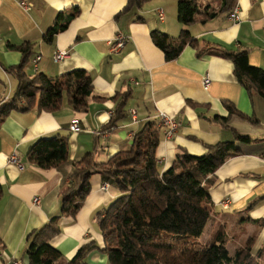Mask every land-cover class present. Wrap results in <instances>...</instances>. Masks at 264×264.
<instances>
[{
    "label": "crops",
    "instance_id": "1",
    "mask_svg": "<svg viewBox=\"0 0 264 264\" xmlns=\"http://www.w3.org/2000/svg\"><path fill=\"white\" fill-rule=\"evenodd\" d=\"M128 2L0 0V103L17 89L18 81L8 68L20 64L23 53L12 46L27 41L32 43L25 64L27 74L42 72L55 77L84 69L92 77L95 94L84 112L74 110L64 97L58 110H14L0 122V264H30V234L61 211L67 181L62 171L43 170L29 162L27 152L36 139L66 137L72 160L80 161L93 152L94 160L103 162L130 147L134 134L150 122L160 128V170L171 166L181 149L204 154L207 145L233 140L235 133L256 139L237 142L238 153L213 174V214L205 242L225 224L228 246L250 242L253 253L264 247V97L249 92L238 81L231 59L211 53L200 56L197 48L187 45L177 58L167 60L151 36L153 30H160L175 42L187 28L198 40L199 49L204 45L208 51L247 49L250 63L264 69V0H237V21L223 13L189 26L178 20L177 0H148L141 8L124 11ZM60 13L64 18L59 25H67L50 39L48 31ZM119 34L126 41L113 50L110 41ZM58 49L67 50L68 55L55 61ZM207 75L210 84L205 86ZM227 101L240 113L230 115L224 105ZM122 104L126 116L115 129L104 130ZM160 111L180 123L171 137L166 126H158ZM216 115H230L228 124L214 119ZM74 120L80 123L78 131L71 130ZM13 154L21 159L23 168L10 161ZM104 183L100 175L92 176L90 193L78 214L61 219V230L51 243L64 260L90 242L104 246L98 213L120 194L113 185L104 188ZM84 264L110 263L106 253L94 249Z\"/></svg>",
    "mask_w": 264,
    "mask_h": 264
},
{
    "label": "trees",
    "instance_id": "2",
    "mask_svg": "<svg viewBox=\"0 0 264 264\" xmlns=\"http://www.w3.org/2000/svg\"><path fill=\"white\" fill-rule=\"evenodd\" d=\"M146 1L129 0L124 11L141 8ZM204 2L177 0L179 22L184 26L205 23L219 14H230L237 5V0H217L216 5L209 0ZM63 18V13H60L49 29L50 39L66 27L67 23L59 25ZM151 36L167 60L177 58L187 45L197 48L200 56L211 53L231 59L238 81L249 92L264 97V69L250 63L247 49L208 51L207 45L199 49L198 40L187 28L181 30L175 42L168 40L160 30H153ZM12 47L22 51L23 60L8 68L18 84L13 96L0 103V122L14 110H58L64 97L74 110H88L89 101L95 94L92 77L86 70L76 69L55 77L42 72L29 75L25 71V64L32 43L27 41ZM123 104L104 130L115 129L119 119L126 116ZM224 105L230 115L240 113L230 102ZM229 116L216 115L214 119L227 125ZM249 118L256 122L255 118ZM159 129L155 123H148L134 134L130 147L103 162L94 160L93 152L80 161L72 160L68 138L60 135L40 137L32 143L27 152L29 162L43 170L62 171L67 184L61 193L60 213L30 234V264H84L86 255L94 249L106 253L110 264L264 263V247L253 253L250 242L230 255V236L225 224H221L207 242L198 241L213 214L210 196L213 174L238 153L237 142L250 143L256 139L249 134L235 133L233 140L207 145L208 152L204 154L197 155L181 149L172 165L160 170L157 159ZM69 166L71 169L66 171ZM94 175H100L105 183L113 185L120 192L98 213L104 246L101 248L95 242H90L66 261L51 241L61 230V219L73 218L78 214L90 193Z\"/></svg>",
    "mask_w": 264,
    "mask_h": 264
},
{
    "label": "built area",
    "instance_id": "3",
    "mask_svg": "<svg viewBox=\"0 0 264 264\" xmlns=\"http://www.w3.org/2000/svg\"><path fill=\"white\" fill-rule=\"evenodd\" d=\"M22 5L24 7H28V5L26 3H22ZM238 8L235 7L234 10L230 13V18L233 20V21H237L239 20V14H238ZM126 41V37L122 34H119L115 37V39L111 40L110 41V44L112 46V49L113 50H117L119 48H121L124 43ZM68 55V51L65 50V49H58L57 52L54 54V59L55 61H59V60H62L64 59L66 56ZM40 57H37L35 62L38 61ZM210 84V77L207 75L205 78H204V85L205 86H208ZM135 114V112L133 113ZM158 126H166L168 129H167V135L168 136H173L176 131L179 129L180 127V123L179 121H177L176 119L170 117L169 115H167L166 113L164 112H159L158 113ZM71 130L73 131H78L80 130V123L78 122V120H74L71 124ZM10 161L13 162V163H16L19 167L23 168V162L21 161V159L17 156V154H13L11 157H10ZM109 186V184L105 183L104 184V188H107ZM40 200L39 197H36L34 199V202L38 203ZM223 204L225 206H227L229 204V200L227 201H224ZM14 264H19L17 261H15Z\"/></svg>",
    "mask_w": 264,
    "mask_h": 264
},
{
    "label": "rangeland",
    "instance_id": "4",
    "mask_svg": "<svg viewBox=\"0 0 264 264\" xmlns=\"http://www.w3.org/2000/svg\"><path fill=\"white\" fill-rule=\"evenodd\" d=\"M209 230H210V225L206 228L204 234L199 238L198 241L205 242L207 240L208 236H210V231ZM237 248H238L237 243L234 242L233 244H230V246H228L230 255H233Z\"/></svg>",
    "mask_w": 264,
    "mask_h": 264
}]
</instances>
